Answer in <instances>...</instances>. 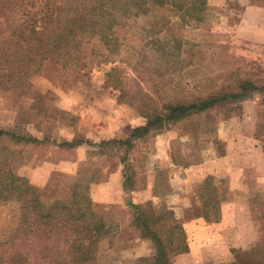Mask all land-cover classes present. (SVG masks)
<instances>
[{"label":"rangeland","instance_id":"1","mask_svg":"<svg viewBox=\"0 0 264 264\" xmlns=\"http://www.w3.org/2000/svg\"><path fill=\"white\" fill-rule=\"evenodd\" d=\"M208 1L203 23L184 25L169 17L172 24L160 37L162 45L171 47L169 62L146 40L147 28L168 13L155 9L131 23L125 31L128 39L112 61L66 72L47 66L32 73L31 87L23 92L0 86V130L17 135L0 136V144L9 148L18 173L51 200L69 198L79 185L109 222L110 233L99 241L97 259L90 264H135L134 252L143 238L132 225L134 205L151 200L153 190L167 184V176L154 170L167 161L166 153L181 160L189 149L197 152L190 158L198 167L210 158L218 160L215 169L221 171L214 177L223 199L215 215L220 218L212 224L232 230L224 243L214 239L213 248L202 253V263L264 264V0ZM113 67L118 69L112 72ZM245 80L262 88L129 145H103V140L87 138L83 129L89 127L80 122V110L99 106L95 102L102 103L107 94L124 109L134 110L137 125L146 121L138 110L146 102L161 106L239 92ZM64 96L75 110L63 107L68 105ZM27 134L36 140L27 141ZM223 165L237 168L236 193L229 189ZM206 167H200L199 178ZM196 181L195 200L200 202L203 181ZM19 216V203L0 201V239L16 227ZM191 258L188 251L172 263L186 264ZM33 264L48 263L36 259Z\"/></svg>","mask_w":264,"mask_h":264},{"label":"trees","instance_id":"2","mask_svg":"<svg viewBox=\"0 0 264 264\" xmlns=\"http://www.w3.org/2000/svg\"><path fill=\"white\" fill-rule=\"evenodd\" d=\"M155 9L168 13L147 28L146 40L157 45L160 59L169 62V56L173 57L171 47L162 45L160 40L166 26L172 24L169 17L174 15L184 25L203 23L209 10L208 0H0V86L23 92L31 87L32 73L47 66L66 72L112 61L120 55L131 23ZM117 69L113 67L111 71ZM259 88L262 87L245 80L239 92L170 101L161 106L145 103L141 98V104L146 105L138 110L146 121L137 124L128 138L103 140L102 144L129 145L134 139ZM3 135L17 136L0 130ZM26 140L36 138L27 134ZM8 150L0 144V201L19 203L20 216L11 233L0 239V264H33L36 259L48 264L96 261L99 241L110 233V227L89 195L76 184L69 198H45L40 188L18 173ZM222 199L215 177L208 176L200 192L208 221L220 218L215 215L221 211ZM132 225L140 237L151 239L156 247L155 254L139 257L135 264H173L175 256L189 251L185 230L173 212H158L151 200L134 205Z\"/></svg>","mask_w":264,"mask_h":264},{"label":"crops","instance_id":"3","mask_svg":"<svg viewBox=\"0 0 264 264\" xmlns=\"http://www.w3.org/2000/svg\"><path fill=\"white\" fill-rule=\"evenodd\" d=\"M250 11H253V9H248V12ZM105 96L106 98L102 103L99 101L95 102V104L99 103V106H91L80 110V122L89 127L83 129L86 132V137L96 140H109L118 137L128 138L136 126L135 121L137 119L134 116V110L130 109L128 111L129 109H124L118 103V100L112 99L109 94ZM64 99L68 102V105H64L63 107L69 111L75 110L69 105L71 104L69 98L64 96ZM196 153L192 149L185 150L182 152L183 158L179 160L175 158L174 154L172 155L171 151L167 152V161L164 163L159 162L154 167V170L159 174L167 176V184L160 185L156 191L153 190L151 196L154 208L158 212H173L176 220L184 228L189 252L192 256L186 264H203V257L201 255L213 248L216 244L213 243L214 239L217 238L215 242H218L220 239V242L224 243V237L232 234V230L218 228L219 226L216 227V224L214 225L212 224L213 222L208 221L204 216L203 206L195 200V195L197 194L195 190L197 185L196 180L204 182L208 176H215L216 173L221 171L220 168L215 169L216 161L218 160L214 161V157L208 159L204 162V165L198 167V161L194 163L190 158ZM227 156H230V152L224 154L222 158L223 163L226 161ZM205 165H207V170L205 169L203 177L199 178V173L202 171L200 167ZM236 169L225 166L222 169L223 173L226 174L224 175L229 177L228 186L230 191L235 193L238 187L235 178L237 174ZM160 188L163 189L161 190ZM155 252L156 247L154 242L151 239L143 238L136 248L134 256L135 258L152 256Z\"/></svg>","mask_w":264,"mask_h":264}]
</instances>
